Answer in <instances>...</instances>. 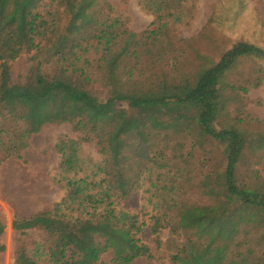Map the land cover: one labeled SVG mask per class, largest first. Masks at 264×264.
I'll use <instances>...</instances> for the list:
<instances>
[{"label": "trees", "instance_id": "1", "mask_svg": "<svg viewBox=\"0 0 264 264\" xmlns=\"http://www.w3.org/2000/svg\"><path fill=\"white\" fill-rule=\"evenodd\" d=\"M147 2L154 13L196 8L195 0ZM113 14L107 0H0V171L23 160L35 133L22 104L67 94L99 114L117 105L151 135L148 228L153 237L171 233L172 258L199 244L264 261V124L236 117L218 130L241 94L264 85V46L254 40L264 22L250 2L221 0L197 38L179 41L167 25L137 34ZM217 33L238 35L215 61L208 53L220 48ZM24 56L37 67L35 84L12 81L10 67ZM68 189L31 220L41 233L31 254L17 256L21 264H106L108 255L109 264H133L147 256L133 234L138 217L119 211L111 184L82 179ZM4 232L0 221V254Z\"/></svg>", "mask_w": 264, "mask_h": 264}, {"label": "rangeland", "instance_id": "2", "mask_svg": "<svg viewBox=\"0 0 264 264\" xmlns=\"http://www.w3.org/2000/svg\"><path fill=\"white\" fill-rule=\"evenodd\" d=\"M107 1L114 11L112 17L126 21L132 32L141 34L167 25L179 41L197 38L210 21L215 6L221 2L195 0V10L180 15L177 11L161 9L154 13L147 7L148 0ZM246 1L253 5L257 19L264 22V0ZM242 22L239 18L237 25ZM237 35L217 33L215 40L220 48L215 47L208 53V58L218 61L232 37ZM255 39L264 46V35ZM94 58L91 56L92 60ZM10 69L13 82L20 81L23 86L35 84L38 71L28 56ZM98 93L102 95L104 91ZM241 95L244 101L230 105L229 117L218 124V130L226 128L236 117L250 116L264 124V85L246 96ZM22 105L20 116L24 122L35 123L32 128L35 133L23 160H9L0 171V182L4 177L8 183L6 189L0 188V221L5 226L2 243L6 249L0 254V264H21L17 257L19 253L23 250L26 257L35 250L34 244L41 231L29 226L31 220L45 209L61 203L69 191L68 185L82 179L89 184L107 181L121 201L119 211L138 217L140 224L133 234L141 240L139 245L147 256L138 258L133 264H264V261L250 257L220 255L199 244L173 259L171 233L164 231L158 237L151 235L148 225L154 214L155 200L148 193L151 185L146 180V169L154 145L143 119L122 118L117 105H110L108 113L99 114L91 105L79 104L67 94H53L45 100ZM258 168L264 176V160ZM132 187L137 190L125 197V191ZM123 254L128 255L130 251ZM111 258V255L104 257L106 264Z\"/></svg>", "mask_w": 264, "mask_h": 264}, {"label": "bare ground", "instance_id": "3", "mask_svg": "<svg viewBox=\"0 0 264 264\" xmlns=\"http://www.w3.org/2000/svg\"><path fill=\"white\" fill-rule=\"evenodd\" d=\"M7 185H8L7 181L4 180V178H3L2 181L0 182V188L5 187V189H6L7 188Z\"/></svg>", "mask_w": 264, "mask_h": 264}, {"label": "crops", "instance_id": "4", "mask_svg": "<svg viewBox=\"0 0 264 264\" xmlns=\"http://www.w3.org/2000/svg\"><path fill=\"white\" fill-rule=\"evenodd\" d=\"M4 178V177H3Z\"/></svg>", "mask_w": 264, "mask_h": 264}]
</instances>
